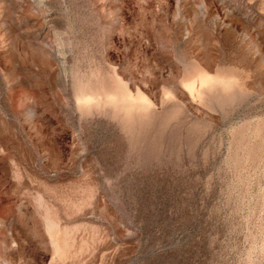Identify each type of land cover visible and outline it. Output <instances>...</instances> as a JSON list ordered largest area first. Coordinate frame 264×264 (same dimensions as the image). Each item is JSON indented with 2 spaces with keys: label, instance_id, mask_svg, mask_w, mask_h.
<instances>
[{
  "label": "rangeland",
  "instance_id": "obj_1",
  "mask_svg": "<svg viewBox=\"0 0 264 264\" xmlns=\"http://www.w3.org/2000/svg\"><path fill=\"white\" fill-rule=\"evenodd\" d=\"M263 2L0 0V264H264Z\"/></svg>",
  "mask_w": 264,
  "mask_h": 264
},
{
  "label": "bare ground",
  "instance_id": "obj_2",
  "mask_svg": "<svg viewBox=\"0 0 264 264\" xmlns=\"http://www.w3.org/2000/svg\"><path fill=\"white\" fill-rule=\"evenodd\" d=\"M42 2V0H36V3L38 4V5H40V3ZM262 2V1H261ZM263 4H264V2H263ZM264 6V5H263ZM38 8H39V10L40 9H42V8H40V6H38ZM263 10V9H262ZM231 30V29H230ZM230 32V31H229ZM254 41V40H253ZM254 43V42H253ZM249 48V47H248Z\"/></svg>",
  "mask_w": 264,
  "mask_h": 264
}]
</instances>
